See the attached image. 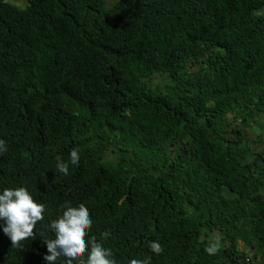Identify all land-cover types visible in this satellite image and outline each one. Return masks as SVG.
Wrapping results in <instances>:
<instances>
[{
	"label": "trees",
	"instance_id": "obj_1",
	"mask_svg": "<svg viewBox=\"0 0 264 264\" xmlns=\"http://www.w3.org/2000/svg\"><path fill=\"white\" fill-rule=\"evenodd\" d=\"M26 2L0 0V191L45 212L0 264H47L81 204L116 264H264V0Z\"/></svg>",
	"mask_w": 264,
	"mask_h": 264
},
{
	"label": "clouds",
	"instance_id": "obj_2",
	"mask_svg": "<svg viewBox=\"0 0 264 264\" xmlns=\"http://www.w3.org/2000/svg\"><path fill=\"white\" fill-rule=\"evenodd\" d=\"M6 151V141L0 140V154ZM79 161V153L76 150L71 151V165L78 166ZM56 168L63 175L69 174V164L60 157H57ZM44 212L45 206L37 203L24 187L0 191V229L13 247L19 246L21 241L33 238L34 227L44 218ZM91 226L92 220L85 205L66 206L59 218L50 224L54 239L43 240L48 253L43 257L44 261L47 264H57L58 260L64 258L65 264H116L111 249L97 243L94 238L86 242L85 237ZM150 250L159 254L162 247L158 242H152ZM207 251L211 252L213 249ZM131 264L147 262L134 259Z\"/></svg>",
	"mask_w": 264,
	"mask_h": 264
},
{
	"label": "rangeland",
	"instance_id": "obj_3",
	"mask_svg": "<svg viewBox=\"0 0 264 264\" xmlns=\"http://www.w3.org/2000/svg\"><path fill=\"white\" fill-rule=\"evenodd\" d=\"M10 2L11 3H13V4H15V5H17V6H21V7H23V6H25L26 4H27V2H26V0H10ZM253 128V132H254V134H253V136H255V135H258V132L255 130L256 128L255 127H253V126H251V129ZM264 147V144H263V146H260V149L259 150H262L261 148H263ZM258 147H256V149H257Z\"/></svg>",
	"mask_w": 264,
	"mask_h": 264
}]
</instances>
